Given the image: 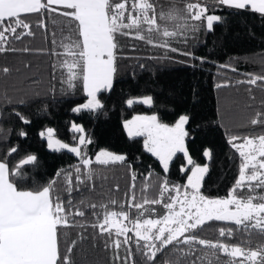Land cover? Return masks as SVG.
Segmentation results:
<instances>
[{"label":"trees","instance_id":"obj_1","mask_svg":"<svg viewBox=\"0 0 264 264\" xmlns=\"http://www.w3.org/2000/svg\"><path fill=\"white\" fill-rule=\"evenodd\" d=\"M148 2L154 4L158 23L161 11L167 13L174 9L184 15L183 9L186 7L185 0ZM201 2L207 3L210 13L214 11L221 16V20L214 23L211 31L202 26L191 33L187 44L173 42V47L191 52V57L168 52L167 55L172 59H164L162 49L136 39L135 30L131 36L117 35V71L113 88L110 92L100 94L104 108L79 114L72 109L87 100L81 84L77 81L72 90L65 91L66 86L61 83L67 75V69L61 67V64L65 60L71 63L73 59L65 54L63 47L70 43L66 38L69 33L63 23L70 18L46 14V28L42 29L36 27L39 18L36 14L27 17L22 14V18L32 24L34 36L25 35L20 40L10 38L8 46L17 51L0 52V160L16 162L28 154L37 156L36 164L23 170L25 179L17 181L18 187L35 189L55 179L56 192L67 201L63 175L57 177V173L74 171L79 158L67 151H50L39 133L52 128L55 138L77 146L74 139L77 134L70 130V123L74 122L81 125L87 137L92 140L86 149L89 157L94 158L101 150L127 156L137 176L136 202L142 199L141 189L145 183L150 185L146 191L147 198H156L159 187L157 176L164 175L162 168L144 149L143 137L129 138L123 124L136 115H157L160 122L173 125L180 115L186 114L190 117L186 144L194 161L199 165L205 164L207 160L203 152L209 149L212 151V158L208 162L209 171L203 180L201 192L210 198L229 196L238 180L240 164L238 153L227 142L229 137L264 134V126H253L250 123L257 113L264 111V87L237 83L246 80L247 74L264 75V16L250 11L213 8V0ZM149 14L152 15L151 12ZM53 33L55 45L52 44ZM144 35L148 34L144 32ZM75 38L71 36V39ZM24 48L30 51H19ZM4 67L10 69L7 74L2 71ZM232 68L236 71L233 72ZM224 82H228L229 86L216 87L218 83ZM147 96L153 99L151 106L135 103L129 107L126 104L129 98ZM17 112L31 123L24 124L16 115ZM21 131L27 135H19ZM11 147H16L17 153L6 156ZM184 163L185 160L177 154L167 173L170 185L186 184L188 173L180 171ZM93 167L95 174L92 190L81 186L77 192L73 175L72 203L84 210L85 216L72 217L73 226L59 230L62 253L72 241H76V247L71 253L72 264H112L113 251L105 248V237L98 235V230L91 227L96 217L90 213H100L99 205H107L108 210H129L132 218L136 213L135 208L128 209V197L132 192L129 168L119 163ZM150 171L151 179L146 181L145 176ZM257 191L264 192V189ZM238 194L247 195V188L243 192L238 190ZM113 200L115 204L110 203ZM91 204L98 207L91 209L88 207ZM82 224L85 227H81ZM220 227L232 228L233 236L220 237ZM198 234L207 241L240 244L246 250L264 247V235L258 230H253L249 235L242 228L238 229L228 222L205 224L203 230H198ZM197 248L200 249L198 255L207 254L198 264H209V261L211 264H223L230 259L219 253L213 256L214 250L203 246ZM177 258L181 262L193 259L179 252L170 253L167 257L169 264H173Z\"/></svg>","mask_w":264,"mask_h":264},{"label":"snow or ice","instance_id":"obj_2","mask_svg":"<svg viewBox=\"0 0 264 264\" xmlns=\"http://www.w3.org/2000/svg\"><path fill=\"white\" fill-rule=\"evenodd\" d=\"M185 3L184 15L174 9L167 13L161 11L158 23L154 4L148 0H120L116 3L111 0H0V52L17 51L8 46L10 38L20 40L25 35L34 36L32 24L22 18V14L25 17L36 14L39 17L36 27L42 29L46 28V14L70 18L63 22L69 33L66 38L70 40L63 47L65 54L73 59L71 63L66 60L62 62L61 67L67 69V75L61 83L66 86L64 90L68 91L79 81L86 94V102L75 106L72 111L77 114L82 111L95 112L104 108L100 94L110 92L113 88L117 71V35L131 36L135 30V38L161 48L164 59H172L167 55L168 52L191 57V52L173 47V42L187 44L191 33L202 26L211 31L214 23L221 20V16L214 11L210 13V6L201 0H185ZM212 7L250 11L264 16V0H213ZM144 32L148 35L145 36ZM73 35L75 39H71ZM52 36V44L55 45V33ZM19 51L29 52L30 49ZM231 70L236 71L235 68ZM2 71L7 74L10 69L4 67ZM237 83L264 87V75L247 74L246 80ZM228 86V82L216 85L217 88ZM134 103L151 106L153 99L147 96L126 101L129 107ZM16 115L24 124L31 123L19 112ZM189 120L188 115H180L169 126L160 122L157 115H136L124 122L128 137H143L144 149L158 161L164 173L163 176H157V197L147 198L146 191L150 185L145 183L141 189L140 202H136L135 194L137 176L127 156L101 150L94 158L89 157L86 149L92 140L87 137L84 128L74 122L70 123V130L77 134L74 136L77 146H70L55 138L52 128L39 133L48 149L54 152L67 150L79 158L74 171L57 173V177L63 175L67 201L56 192L55 179L35 189L18 187L17 181L25 179L23 170L36 164L35 154H28L16 162L0 160V264H72L71 253L76 241H72L62 253L59 230L72 227V217H84L86 214L72 203L73 175L77 192L81 186L92 190L95 174L93 165L107 167L117 163L126 165L131 172L132 192L128 197V209H136L135 218H132L129 210H108L104 204L99 205L100 213H90L96 217L91 227L98 230V235L105 237V248H110L114 253L112 264H169L167 257L173 252L193 257L183 262L177 258L173 264H198L207 254L198 255L200 249L197 246L214 250L213 256L219 253L229 257L223 264H264V247L246 250L240 244L211 242L200 238L198 234L205 224L215 221L234 224L249 235L253 230L264 235V192L257 191L264 189V134L229 137L228 144L240 158L238 180L228 197L210 198L201 192L204 176L209 169L197 164L187 148ZM250 123L264 126V111L257 113ZM19 135L26 136L27 133L21 131ZM17 151L16 147H11L6 156ZM177 154L185 160L180 166L181 173H188L184 185H170L167 178ZM203 155L210 160L212 151L205 150ZM150 179L151 171L145 176L146 181ZM245 188L248 194L239 195L238 190L243 192ZM110 203L115 204L116 201ZM157 205L164 210L160 216H156L155 207H146ZM88 207L96 209L98 206L91 204ZM218 232L220 237L233 236L232 228L220 227Z\"/></svg>","mask_w":264,"mask_h":264},{"label":"rangeland","instance_id":"obj_3","mask_svg":"<svg viewBox=\"0 0 264 264\" xmlns=\"http://www.w3.org/2000/svg\"><path fill=\"white\" fill-rule=\"evenodd\" d=\"M142 98H144V97H142ZM136 99H140V98H136ZM135 104V103H134ZM133 104V105H134ZM148 106V105H147ZM135 117V116H134ZM133 117V118H134ZM78 125V124H77ZM81 126V125H80ZM169 126H172V125H169ZM127 132V131H126ZM62 142V141H61ZM70 146H72V145H70ZM50 150V149H49ZM50 151H52V150H50ZM61 151H67V150H61ZM115 154V153H114ZM206 158V160H207V162L205 163V164H200L201 166H207L208 167V169H209V166H208V162H209V159L207 158V157H205ZM207 175V173L205 174V176ZM205 176H204V178H205ZM204 180V179H203ZM202 184H203V182H202ZM146 207H155L156 208V216H160L162 213H163V209H162V207L161 206H146ZM147 215V214H146ZM135 216H136V213H135ZM135 218V217H134Z\"/></svg>","mask_w":264,"mask_h":264}]
</instances>
